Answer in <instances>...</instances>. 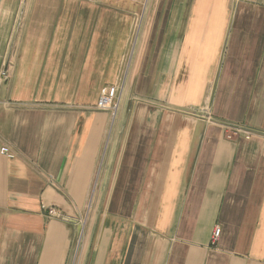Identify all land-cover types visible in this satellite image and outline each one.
I'll list each match as a JSON object with an SVG mask.
<instances>
[{
  "label": "crops",
  "instance_id": "1",
  "mask_svg": "<svg viewBox=\"0 0 264 264\" xmlns=\"http://www.w3.org/2000/svg\"><path fill=\"white\" fill-rule=\"evenodd\" d=\"M0 264H264V0H0Z\"/></svg>",
  "mask_w": 264,
  "mask_h": 264
},
{
  "label": "built area",
  "instance_id": "2",
  "mask_svg": "<svg viewBox=\"0 0 264 264\" xmlns=\"http://www.w3.org/2000/svg\"><path fill=\"white\" fill-rule=\"evenodd\" d=\"M126 74V72H124ZM125 78L124 74L121 76L120 80L121 82L120 83H117L116 85H113L109 88L108 92L104 95H102L98 102H97V110L99 111H116L117 109V104H118V94H119V91L120 89L122 90L123 89V79ZM204 113H206L205 110H202ZM207 120H210V118L206 117ZM237 132H242V130L240 129H237L236 130ZM236 132V133H237ZM248 136V132H245ZM236 135V134H235ZM1 153L2 154H7L8 153V150L6 148H3L1 150ZM47 211H48V214L50 216H56V213L55 211L52 209V208H46ZM220 234H221V230L220 228H215L214 231L212 232V235H211V240H210V244L212 246L216 245V243L218 242L219 238H220Z\"/></svg>",
  "mask_w": 264,
  "mask_h": 264
},
{
  "label": "rangeland",
  "instance_id": "3",
  "mask_svg": "<svg viewBox=\"0 0 264 264\" xmlns=\"http://www.w3.org/2000/svg\"><path fill=\"white\" fill-rule=\"evenodd\" d=\"M129 55V50L127 52V55H126V58H125V63H123V66H122V75L124 74L125 72V69H126V65H127V56Z\"/></svg>",
  "mask_w": 264,
  "mask_h": 264
},
{
  "label": "water",
  "instance_id": "4",
  "mask_svg": "<svg viewBox=\"0 0 264 264\" xmlns=\"http://www.w3.org/2000/svg\"><path fill=\"white\" fill-rule=\"evenodd\" d=\"M72 222V221H71ZM73 223H74V221H73Z\"/></svg>",
  "mask_w": 264,
  "mask_h": 264
}]
</instances>
